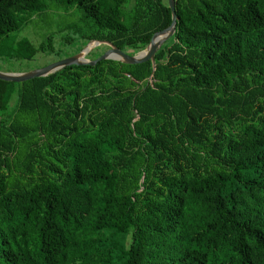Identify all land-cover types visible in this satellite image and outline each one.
Returning <instances> with one entry per match:
<instances>
[{
  "label": "trees",
  "instance_id": "16d2710c",
  "mask_svg": "<svg viewBox=\"0 0 264 264\" xmlns=\"http://www.w3.org/2000/svg\"><path fill=\"white\" fill-rule=\"evenodd\" d=\"M74 7L75 54H136L172 22L167 0H0V52ZM175 8L155 67L0 79V264H264V0ZM14 51L65 57L51 35Z\"/></svg>",
  "mask_w": 264,
  "mask_h": 264
},
{
  "label": "rangeland",
  "instance_id": "374dc122",
  "mask_svg": "<svg viewBox=\"0 0 264 264\" xmlns=\"http://www.w3.org/2000/svg\"><path fill=\"white\" fill-rule=\"evenodd\" d=\"M81 16L82 13L76 7L71 8L70 11L52 9L47 12L45 17H38L20 31L11 33L1 42L0 70L6 72H27L59 60V56L56 54L48 55L41 52L33 59H19L14 49L18 46V42L24 38L39 44L46 36L51 35L53 36L54 46L58 55L68 57L75 54L76 43L65 45L64 39H70L73 36V31L69 29V26L82 25ZM97 47H102V51L109 48L107 44L100 42L92 50ZM90 52L86 55L87 58H90Z\"/></svg>",
  "mask_w": 264,
  "mask_h": 264
},
{
  "label": "water",
  "instance_id": "95a60500",
  "mask_svg": "<svg viewBox=\"0 0 264 264\" xmlns=\"http://www.w3.org/2000/svg\"><path fill=\"white\" fill-rule=\"evenodd\" d=\"M169 7L172 11V22L171 24L160 31H157L151 38L150 43L146 49L136 53L131 54L128 51H124L116 46L113 42L107 40H94L95 45L88 48L89 42L81 51L71 56L56 60L45 66L39 67L37 69L27 71V72H6L0 70V79L5 81L13 82H23L36 77L47 76L56 71H59L67 66L71 65H96L99 61L106 59H114L122 61L126 64H139L151 60L155 67L156 59L155 55L157 51L162 47V45L175 33L177 26V13L175 8V0H167ZM100 42L105 43L109 46L100 56L94 59L87 58L86 55Z\"/></svg>",
  "mask_w": 264,
  "mask_h": 264
},
{
  "label": "bare ground",
  "instance_id": "6f19581e",
  "mask_svg": "<svg viewBox=\"0 0 264 264\" xmlns=\"http://www.w3.org/2000/svg\"><path fill=\"white\" fill-rule=\"evenodd\" d=\"M94 45H95V42H94L93 44L91 43L90 46H89L88 48H91V47L94 46Z\"/></svg>",
  "mask_w": 264,
  "mask_h": 264
}]
</instances>
